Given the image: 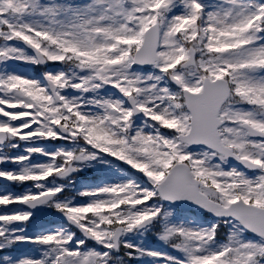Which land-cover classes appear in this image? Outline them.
Instances as JSON below:
<instances>
[{
    "label": "snow or ice",
    "instance_id": "obj_1",
    "mask_svg": "<svg viewBox=\"0 0 264 264\" xmlns=\"http://www.w3.org/2000/svg\"><path fill=\"white\" fill-rule=\"evenodd\" d=\"M0 254L264 264V0H0Z\"/></svg>",
    "mask_w": 264,
    "mask_h": 264
},
{
    "label": "rangeland",
    "instance_id": "obj_2",
    "mask_svg": "<svg viewBox=\"0 0 264 264\" xmlns=\"http://www.w3.org/2000/svg\"><path fill=\"white\" fill-rule=\"evenodd\" d=\"M150 244H152V245H155L156 243H151V242H149Z\"/></svg>",
    "mask_w": 264,
    "mask_h": 264
}]
</instances>
